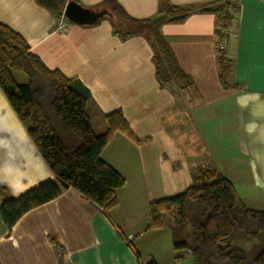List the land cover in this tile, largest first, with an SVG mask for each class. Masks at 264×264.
<instances>
[{
    "label": "crops",
    "instance_id": "obj_1",
    "mask_svg": "<svg viewBox=\"0 0 264 264\" xmlns=\"http://www.w3.org/2000/svg\"><path fill=\"white\" fill-rule=\"evenodd\" d=\"M71 1L98 12L105 0H67L64 12ZM116 1L137 20L163 16L162 0ZM168 1L197 11L219 0ZM230 1L236 12L227 29L226 85L216 14L195 12L181 23L161 24L179 66L194 81L181 90L176 83L159 85L146 38L122 40L111 18L91 26L68 21L58 32L57 16L36 0H0V23L21 35L49 70L74 80L99 113L122 111L140 141L116 133L101 155L126 182L111 212L68 190L12 229L0 214V264H193L188 254L176 261L172 218L147 231L149 207L182 195L203 168L228 178L249 209L264 211V0ZM102 123L94 117L97 134ZM49 180L53 174L0 89V188L18 198Z\"/></svg>",
    "mask_w": 264,
    "mask_h": 264
},
{
    "label": "trees",
    "instance_id": "obj_2",
    "mask_svg": "<svg viewBox=\"0 0 264 264\" xmlns=\"http://www.w3.org/2000/svg\"><path fill=\"white\" fill-rule=\"evenodd\" d=\"M36 3L59 18L67 0ZM101 8L111 13L115 36L122 40L146 38L153 51L159 85L166 88L176 83L181 90L192 87L194 81L179 66L160 26L164 21L181 23L195 12L216 14L217 47L223 55L220 78L227 84L230 64L221 46L229 40L223 31H228L235 19L236 7L230 0H219L197 11L162 0L160 14L165 19L158 23L154 19L132 18L116 0H105ZM16 73L25 75L28 82L20 84ZM0 89L54 176V180L43 182L18 198L0 188V214L7 228L12 229L27 213L53 202L68 190L80 193L105 213L114 210L119 205L118 192L126 182L101 155L116 133L140 144L122 111L99 113L87 92L61 72L49 70L31 53L24 38L2 23ZM96 116L104 123L102 134L94 130ZM165 218L173 219L171 233L177 262L188 254L193 264H264V212L249 209L234 184L215 169L198 170L182 195L151 203L147 231L162 229ZM242 237L253 244L251 252L237 247Z\"/></svg>",
    "mask_w": 264,
    "mask_h": 264
},
{
    "label": "water",
    "instance_id": "obj_3",
    "mask_svg": "<svg viewBox=\"0 0 264 264\" xmlns=\"http://www.w3.org/2000/svg\"><path fill=\"white\" fill-rule=\"evenodd\" d=\"M64 15L70 23L80 26H91L96 24L100 19L112 17L111 13L107 10H101L98 12L89 11L73 1L68 3ZM164 18L165 16L157 17L154 19V22H161Z\"/></svg>",
    "mask_w": 264,
    "mask_h": 264
},
{
    "label": "rangeland",
    "instance_id": "obj_4",
    "mask_svg": "<svg viewBox=\"0 0 264 264\" xmlns=\"http://www.w3.org/2000/svg\"><path fill=\"white\" fill-rule=\"evenodd\" d=\"M14 75H15V77L17 78V81H18L20 84H26V83L28 82V78H27L25 75H23V74H18V73L14 74ZM102 124H103L102 126L105 127V126H104V123H102ZM95 130H96L98 133L101 132L100 129L97 128V127L95 128ZM257 205H260V202H258ZM263 212H264V211H263ZM237 247H238L240 250H243V251L249 253V252H251V250L253 249V244H252L251 242H249L247 239H245L244 237H242V238L238 241V243H237Z\"/></svg>",
    "mask_w": 264,
    "mask_h": 264
},
{
    "label": "built area",
    "instance_id": "obj_5",
    "mask_svg": "<svg viewBox=\"0 0 264 264\" xmlns=\"http://www.w3.org/2000/svg\"><path fill=\"white\" fill-rule=\"evenodd\" d=\"M67 26H68V20L65 18L64 11H63L62 15L58 18L57 31L65 32L67 29ZM223 32H224V35L228 36V38L231 36V34L228 31L224 30ZM221 48L225 51L227 50L228 48L227 40L223 42Z\"/></svg>",
    "mask_w": 264,
    "mask_h": 264
}]
</instances>
